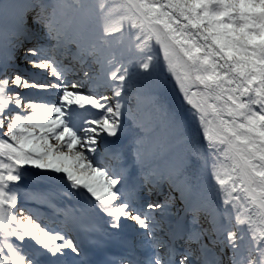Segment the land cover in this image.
<instances>
[{
	"label": "snow or ice",
	"instance_id": "1",
	"mask_svg": "<svg viewBox=\"0 0 264 264\" xmlns=\"http://www.w3.org/2000/svg\"><path fill=\"white\" fill-rule=\"evenodd\" d=\"M99 7L102 18H118L103 35L83 0H0V137L7 138H0V264H89L77 239L82 234L92 248H123L120 264H223L217 247L231 249V264H264V0H113ZM29 24L41 25L50 43L25 48ZM123 31L137 47L159 46L208 151L226 161L214 174L219 189H211L225 207L187 178V159L177 151L181 123L144 94L148 78L131 70L132 61L106 57L105 37ZM21 51L46 82L12 70ZM65 57L80 79H66ZM154 59L149 55L139 68L148 73ZM91 87L110 94L82 91ZM25 90L45 96L36 100L21 95ZM132 99L135 109L128 107ZM146 103L155 115H138ZM73 105L98 115L78 122ZM129 119L137 129L130 159L110 169L101 163V145L115 144ZM197 150L193 137L189 154ZM30 169L55 174L72 190L61 195L82 198L97 218L57 209L60 230L42 226L35 214L41 209L18 199L51 205L52 193L21 188ZM164 184L165 199L148 202ZM176 195L187 224L181 218L166 230L161 218L171 214ZM129 229L138 244L123 239Z\"/></svg>",
	"mask_w": 264,
	"mask_h": 264
},
{
	"label": "rangeland",
	"instance_id": "2",
	"mask_svg": "<svg viewBox=\"0 0 264 264\" xmlns=\"http://www.w3.org/2000/svg\"><path fill=\"white\" fill-rule=\"evenodd\" d=\"M112 2H113V0H98L92 6V11H99L100 10L99 6L101 4L105 5V7H107L108 4H110ZM116 19H118V18H115V20ZM103 20L105 21V18H103ZM121 33H118L117 36H114V38L112 39L111 42L114 43L118 39L120 40ZM124 34L128 35L130 38H131V36H133V35H130L128 31H125ZM133 38L135 40V36H133ZM157 51H159V46L155 45L154 42L152 43V45L149 46V48H144L143 46L137 47L136 42H135L133 47H132V49H129V54L127 55V57H128V60L132 59V62H133L132 63V67L133 68L134 67L135 68H139V66H138L139 64L138 63L147 61V60L140 61L139 55H141V58H147L149 55H151V56L155 57V59H156ZM134 53H138L139 55H134V57L132 58V55ZM153 61L151 62L152 64H153ZM136 66H138V67H136ZM134 73H138L141 76H145V74H146V72H144L141 69H139L138 71H135ZM145 89H146V92L144 93L145 95L155 98V102L157 104L162 105L165 109L168 110L169 113L175 115L178 118V120L180 121L181 126H182V136L180 137V140L185 139L187 137L188 138L187 142L190 141V143H191V138H193V137H195L196 140L198 138H200V139L202 138V133H201V135H197V134L193 135V132H192L193 128L192 127L194 125L198 124L197 123L198 120H194L193 117L191 116L190 111H189L190 106L186 105V107H184V109L181 112H178L176 110H173V109L169 108L165 103H163L158 98V92L161 89V86L159 84L145 85ZM131 101H134V99H132ZM135 103H137L136 99H135ZM128 107H130V106H128ZM145 109L148 112L152 110V114L155 115L154 110H153V106L151 104H147V103L144 104L142 106V111L145 110ZM19 111H21V110H19ZM96 115H98V113H96ZM138 115H139V113H138ZM128 122H129V124L131 126H133L131 121H130V119L128 120ZM201 129L202 128H200V130ZM4 131H6V130H4ZM126 133H127V131H125L120 136L119 140L117 141V144L121 145L122 147L124 146L126 148V153L131 155L130 148H131L132 140H127V142H126V137H127ZM189 134H191L193 136H191ZM196 142L198 144V150L194 154H189V150H190L191 145L183 148L182 147L183 142L177 144V151L181 155L185 156L186 159H187V164H186L187 166L185 168V170H187V171L185 173H186L187 178L190 179L193 184H195V181H196V179L198 178V176L200 174L206 173V171H207V173L209 171H211V161L214 159L213 156H212L213 154H211L208 151L207 147H206V141H203V139H201L200 141H196ZM53 182H54V180H52V183ZM27 190H30V189H27ZM200 193L203 196H208L209 195V190L205 186L204 190L202 192H200ZM165 195L163 197H161V198H165ZM176 196H178V195H176ZM174 205H178L177 207H179L181 204H174ZM240 249H241V252L243 253L244 252V248H243L242 245H240Z\"/></svg>",
	"mask_w": 264,
	"mask_h": 264
},
{
	"label": "bare ground",
	"instance_id": "3",
	"mask_svg": "<svg viewBox=\"0 0 264 264\" xmlns=\"http://www.w3.org/2000/svg\"><path fill=\"white\" fill-rule=\"evenodd\" d=\"M126 63V62H125ZM139 64V63H138ZM138 67V66H136ZM135 68V67H134ZM107 90L105 89H102L100 92H105ZM134 101H129L128 104L133 108H134V105H133ZM128 105V106H129ZM28 111V110H26ZM30 114V113H29ZM198 123V122H197ZM192 132H193V135L197 134V135H201L202 133V129L200 130V128L197 126V125H194L192 127ZM127 137L126 138H132L133 137V134L134 132L137 131V129L135 127H131V128H127ZM191 132V133H192ZM191 135V134H189ZM192 135V136H193ZM0 138H4V139H7L6 137H0ZM187 137L185 139H183V144H182V147L185 148L187 146H190L191 143L190 141L187 142ZM200 138H198L197 140H199ZM196 140V141H197ZM183 151V150H182ZM213 160L211 161V171L209 172V174L207 175V178L205 179V176H202L197 184V189L198 191H201V189L204 187V185L207 186V189L209 190V195L208 196H205V197H209L212 199V202L213 204L218 207V208H223L225 207V205L223 204V201H222V198H221V195H217V194H214L211 189H215V190H218L219 189V185H217L215 183V172L216 170L222 165V164H225L226 161H224L223 157L219 154H213ZM187 166V165H186ZM187 170H185L186 172ZM188 173V172H187ZM39 178H41L43 181H49V180H56V182L54 183V186L55 187H61V182H60V179L57 178L55 176V174H50V173H42L40 172L39 170H35V169H30L28 170V174L27 176L20 182V186L22 189H28L29 185H33V184H36L39 180ZM165 186H168L167 184H164ZM42 189V187L40 188H32L30 190H33V191H37V192H41L40 190ZM213 195V196H212ZM156 196L155 194L152 195V199H154ZM18 199L20 200V202H22V200L24 199V196L23 195H20L18 197ZM24 201V200H23ZM178 206V205H177ZM233 221H235V215H233ZM250 237H251V232H246L245 234V237H244V240L243 241H240L241 245L243 247H246L247 245V242L250 240ZM222 252H231V255H232V251L231 249H222ZM228 256V253H225L223 254V257H227ZM225 264H228L225 262ZM230 264V263H229Z\"/></svg>",
	"mask_w": 264,
	"mask_h": 264
},
{
	"label": "trees",
	"instance_id": "4",
	"mask_svg": "<svg viewBox=\"0 0 264 264\" xmlns=\"http://www.w3.org/2000/svg\"><path fill=\"white\" fill-rule=\"evenodd\" d=\"M155 73L158 74L160 73L161 75L163 73L169 74L170 72H168L167 70V66L164 64V62H161L156 68H155ZM175 94V89L171 86L170 83H167V90L164 91V96L165 97H171V102L174 104H178L179 102V97L177 96V94L172 97V95Z\"/></svg>",
	"mask_w": 264,
	"mask_h": 264
}]
</instances>
